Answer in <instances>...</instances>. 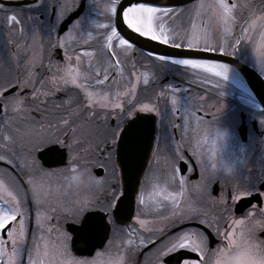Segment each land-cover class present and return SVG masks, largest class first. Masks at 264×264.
<instances>
[{
  "label": "snow or ice",
  "instance_id": "obj_1",
  "mask_svg": "<svg viewBox=\"0 0 264 264\" xmlns=\"http://www.w3.org/2000/svg\"><path fill=\"white\" fill-rule=\"evenodd\" d=\"M40 8L55 13V19H40ZM81 8L83 11L61 35L58 31L61 22L70 18V13L76 15ZM121 10L123 24L142 37L176 49L218 52L224 57L250 54L256 66L264 69V4L257 14L250 0H208L207 3L198 0L189 9L157 6L151 2H130L125 7L122 0H105L102 12H98L96 0H86L83 4L81 0H63V3L26 0L23 6L0 0V14L9 34L20 25L19 34L26 38L30 32L33 39L32 44H16L18 50L33 54L23 64L16 59L20 74L0 84V105L5 117L9 110L22 112L36 126L26 156L8 155L9 143L15 141L10 134L0 137V161L35 173L26 174V187L19 181L18 188L13 187L0 179V232L7 236L5 239L0 235V264H202L206 252L231 248L237 229L257 212L262 219L256 222L264 227V208L251 201L249 209L239 218L232 212V204L242 197L264 196V137L253 135L248 156L238 157L233 148L232 156L225 159L227 133L217 123L224 108L223 86L229 78L230 65L221 58H186L184 54L141 49L147 57L146 63L157 71L138 73L136 67L144 57L138 59L134 55L136 45L118 30ZM185 11L195 15H189L190 29L181 33L171 25L176 19L183 24ZM94 12L98 14L93 15ZM37 37L39 51L33 46ZM8 43L13 41L10 39ZM94 44L98 47H93ZM58 50H63L62 60L56 58ZM93 53H96L95 59ZM12 57L16 58V53ZM7 63L6 59H0V66L6 68ZM129 63L131 70L127 67ZM126 71L127 80L124 79ZM166 71L177 73L181 79L161 85L160 77ZM141 76L145 89L150 82H155L159 91L142 99L138 91ZM206 88L209 91L201 95ZM213 94L218 99L210 104L208 99ZM259 107L257 121L264 130V105ZM212 109H215L212 122L198 114ZM141 113H155L151 119L158 126L164 125L170 113L167 126L180 129L181 138L176 140L173 135L171 143L162 149L157 134L153 155L159 163L161 152L165 153L163 183H153L146 198L141 180L136 192L137 213L131 217L138 227H133L131 223H123L124 201L128 195L124 180L125 156L138 138L141 121L146 119ZM176 117L181 123L175 122ZM85 128L90 137L87 141L82 131ZM185 147L200 165V178L193 186L206 193L213 206L227 216L225 231L221 230L220 215L187 196L191 181L179 164L189 159ZM38 149H43L42 155L59 152L60 159L52 162L61 164L66 152L68 166L44 168L34 155ZM244 151V148L239 150ZM82 153L85 156L99 153L97 159H102L105 175H93L88 167L90 161ZM250 158H258L259 163H253L248 169ZM81 165L89 171V182L83 186L87 194L72 200L49 199L55 187H59L53 186L50 178L67 171L75 173ZM194 171V167L187 168L189 174ZM146 175L158 174L150 167ZM217 183L220 190L214 195ZM148 201L152 202L151 206ZM33 208L36 226L30 229L29 214ZM161 210H167V215H160ZM142 215L163 221V228H153L151 221L141 218ZM69 220L71 231L65 230L61 223ZM193 221L196 223H189ZM158 232H163V239L157 238ZM212 233L226 243L210 249ZM97 239L102 247H97ZM254 240L257 247L264 248V242ZM74 248L90 253L91 249L96 250L94 255L81 256ZM182 250L199 253L200 258H182L179 255Z\"/></svg>",
  "mask_w": 264,
  "mask_h": 264
},
{
  "label": "flooded vegetation",
  "instance_id": "obj_2",
  "mask_svg": "<svg viewBox=\"0 0 264 264\" xmlns=\"http://www.w3.org/2000/svg\"><path fill=\"white\" fill-rule=\"evenodd\" d=\"M10 1H25L26 0H10ZM44 3H47V0H43ZM105 0H96V3L98 5V12H102L103 11V4H104ZM61 3H63V0H61ZM81 3H86V0H81ZM250 3L252 4V8L255 9L257 12L260 10V6L261 4H264V0H250ZM23 6V5H21ZM41 16L40 19L44 20V19H55V13H48L45 12L44 8H40L39 9ZM83 11V8H81V12ZM98 12H94L93 15H97ZM259 13V12H258ZM257 13V14H258ZM31 14V13H29ZM80 14V13H79ZM79 14L77 16H79ZM72 14H69V17ZM77 16L72 19L75 20L77 18ZM69 18H65L64 21L61 22L60 27L58 29V31L60 32L61 35H63L64 31L67 30V27L69 24H71V21H67ZM67 22V23H66ZM31 22H29V27H30ZM20 25L16 26V31L12 32L11 35L9 34V29L8 26L4 23V18L3 15L0 14V44H5L7 51L2 54L0 53V59H6L8 61L7 63V67L9 68V74L11 76V78L17 76L20 74V69H18L16 67V59H19V63L23 64L24 60L27 59L28 57L32 56V52L29 51L28 53H25L22 49L18 50L16 49V44L17 43H21V44H32L33 43V39L32 36L29 32V34L27 35V37L25 38L24 36H21L19 34V29H20ZM12 40L13 43L9 44L8 41ZM38 41H39V37H37V43L34 44V48L36 49V51H39L38 48ZM93 47H98V45H93ZM141 49L136 47V51L134 52V55L139 59L142 56L144 57V59H141V63L137 65L136 70L138 73H142L143 71H152L151 68L147 67V64L144 63L145 62V58H147L145 56L144 53H142L140 51ZM16 53V58L12 57V54ZM81 55H83V53H81ZM237 57L239 58V60L244 63L245 65H247L248 67H250L251 69H253L254 71H256L263 79H264V69H259L254 61V58L250 55V54H246L244 56H241L240 54L237 55ZM57 59L62 60L63 59V50H58ZM93 58H96V53H93ZM115 58H113L114 60ZM121 59H123V56L121 57ZM128 69L131 70V64L129 63L127 65ZM148 68V70L146 69ZM1 77V74H0ZM124 79L127 80L129 79V74L126 71L124 73ZM134 79V77L132 78ZM181 79V77L175 73H169L168 71H166L159 80V83L162 85L164 83H167L169 81H179ZM226 86H223V90ZM138 91L141 94H145L146 96L151 97L154 91H159V88L157 87L155 82H150V85L147 87V89H145V86L143 85V77L141 76L140 81L138 82ZM195 91V90H193ZM209 89H204L203 91L200 92L201 95H204L206 92H208ZM235 92H233L234 95V99H231L230 96H227V98H224V108L221 112V114L218 117V123L217 126L219 128H221L222 130L225 128L226 125H231L230 121H234V125H233V137L237 142L236 148H235V153L238 157L240 158H244L246 156H248V154L252 151V145L250 144V140L253 137V135L257 136V137H264V130H261L259 124H258V115L260 114V105L258 104V102L256 101V99L254 97H252L251 95H249L248 93H244L247 97V99H243V101H241V97L239 98L240 94L244 91L242 90H236L234 89ZM240 93V94H239ZM62 95V94H61ZM243 95V94H242ZM237 96V98H236ZM245 96V97H246ZM141 98L143 99L144 96H141ZM214 99H218L217 97H215V94L209 96L208 99V103H213ZM233 100V101H230ZM230 101V102H229ZM161 107H163V105H161ZM170 108V105H169ZM215 112V109H212L211 112L209 111H201L198 114L202 117H204V119L208 122H212V113ZM17 112H12L11 110L8 111L7 113V117L4 116V109L2 107V105H0V126H2V130H0V137H2V135L4 134H10L13 139H14V143H9V150H8V155H13V153L15 154H19L22 156H26V152H27V148L30 144V142L34 139L35 137V131L34 129L36 128V126L32 125L30 121L27 120L26 115L24 116H17L16 115ZM24 114V113H23ZM171 118V115L169 113V117L165 118V122L164 125L158 126L156 123L154 125V129H155V133H154V140H153V145H152V151H151V156L150 159L147 162L146 168L142 174V177L140 179L143 180L144 182V186H145V196L147 198L148 192L151 191V185L153 183H157V184H162L163 183V172L165 171V165L163 162V156L165 155L164 152H161V160L159 163L155 162V158L153 155V150L156 148L157 145V134L159 133V144L161 146V148H164V145L166 143L170 144L171 143V138L174 135L176 140H180L181 138V130L180 129H173L172 127L167 126V120ZM236 120L238 122H236ZM7 121V122H6ZM176 123H181V120L179 117H176L175 120ZM194 124V122H193ZM244 126L245 128V134H244V138L242 139L241 135H240V127ZM38 131V129H36ZM83 134L85 136V140L87 141L88 139H90L89 134H88V130L87 128L83 129ZM192 133L191 131H189V136H191ZM2 142V141H0ZM57 148H59V146H56ZM207 147H210V145H207ZM84 148H87V143L84 144ZM240 148H244L245 151L243 153L239 152ZM257 148V155H258V150L260 148L259 143L257 142L256 145ZM43 151V149H38L36 153H34V155H36L37 159L40 161V164L43 165L44 168L46 169H55V168H65L68 166V158H67V153H64V163H62L59 166H53L52 165V161L53 160H57L56 158L59 155V152H57L55 155H51V157H47V158H39L38 154ZM234 151V149L232 150ZM185 155L187 157H189V159L184 160V161H180L179 164L182 168V171L185 175L189 176L190 179V183L187 185L188 191H187V196L192 200L195 201L197 203H199L200 205L204 206L207 209H210L212 211H215L218 215H220L221 219H220V226H221V230L225 231L228 228V218L226 215H224L223 213H220L219 211V207H214L212 202L208 200V197L206 195V193L202 192L200 189L196 188L193 186L194 182L196 180H198L200 178V165L197 163L196 157L192 156V153L187 149V147H185ZM82 156H85L84 153H82ZM99 156V153H92L88 156H85L86 159H89L90 163L88 165V167H90L91 172L93 175L96 176H104L105 172L104 169L101 167L102 164V159H97V157ZM251 160V158H250ZM44 162H48L49 165H45ZM150 162H152L150 164ZM253 163H256L258 165L259 163V159L257 158L256 160H251V162L248 164V169H250L253 165ZM194 167L195 171L191 174H189L187 172V168L188 167ZM151 167L153 173H157L158 175H146V172H148L149 168ZM237 169L240 168V161H237L236 164ZM0 169H4L6 171V175L5 178L9 181L8 184L10 183V185H12L13 187H17V182L19 181L21 184H24V186L26 187V174H34L35 173H28V169L25 168L23 171H21V169L16 166L14 167L13 165H9L7 164V162L5 161H0ZM246 174H247V169L245 170ZM37 178H39L37 176ZM1 179V178H0ZM6 181V180H5ZM48 182V181H46ZM7 183V181H6ZM51 184L53 186H59V187H55V190L52 191L51 194L54 195V197L50 196L49 199H57L60 197H57L58 195H72L69 197H72L70 200L75 199L77 196H82L87 194V188L81 186L79 188L75 187L74 189H65L63 188L61 185H63V183H59V182H51ZM55 184V185H54ZM214 188H215V192L213 193L214 195H218L219 194V190H220V185L214 184ZM140 189V184L138 186L137 192ZM19 190V189H18ZM64 198V197H61ZM251 198V203L252 204H257L258 207L260 208H264V196H259V195H253L252 197H242L239 201L243 200V199H249ZM236 201L234 204H232V212L235 214V216L237 218H239L241 215H243L246 210L249 209V205L246 207H242L237 206L238 202ZM29 203L31 204V200H29ZM151 201H148L149 206H151ZM231 203V202H230ZM145 211L147 212L148 209H145ZM137 213V203H136V195L134 197V203H133V210H132V215H136ZM160 215H167V210H161ZM131 217H126L125 222H123L124 224H128L131 223L133 224V227H138V224L134 221H132ZM141 218L143 219H149L151 221V226L153 228H163L164 226V222L160 221V220H152L150 215H142ZM253 219L255 220H261V214L260 213H256L255 216L253 217ZM61 223L64 224L65 230L68 231V227L72 224V221H62ZM121 222H118V224H120ZM191 224H195L196 222H189ZM68 225V227H67ZM35 208L32 209V211L29 214V227L30 229L35 228ZM184 227L185 225H180L179 227ZM143 231V230H141ZM171 231H176V229H171ZM211 231V230H209ZM109 234H111V229H109ZM0 235L4 236L5 239H7L6 233L4 232H0ZM37 235H39V233H37ZM145 235H147V233H145ZM157 238L159 239H163V232H158L156 233ZM253 239H258L261 242H264V227L261 226H256L253 230L252 233ZM127 238V237H124ZM105 243H107V239L105 238ZM10 243V242H9ZM95 243L97 244V247H102V245L99 243V239H97L95 241ZM222 243H226L225 241H223L222 237L217 236L215 233H212L209 239V248L210 249H214L216 248L218 245L222 244ZM78 250V249H77ZM95 250L96 249H92L91 253L88 250H84V249H79V252H86L83 254H77L75 251V253L77 255H81V256H89L94 255L95 254ZM77 251V252H78ZM184 252H187L186 254H182L180 255L182 258H191V259H198L199 257V253H192L190 251H186V250H182ZM211 252V251H209ZM112 255L115 256L116 255V250L113 249L112 251ZM174 255V254H173ZM175 257V256H173ZM26 259V254L25 257ZM142 258V257H141ZM210 257L209 256H205L203 257V259L205 261H207Z\"/></svg>",
  "mask_w": 264,
  "mask_h": 264
},
{
  "label": "water",
  "instance_id": "obj_3",
  "mask_svg": "<svg viewBox=\"0 0 264 264\" xmlns=\"http://www.w3.org/2000/svg\"><path fill=\"white\" fill-rule=\"evenodd\" d=\"M195 1L197 0H122V3L124 4L125 7L130 6V2H151L157 6H170V7L181 8ZM10 2L13 5H23L26 3L25 1H10ZM80 12L81 9L76 13V15L79 14ZM76 15H71L67 21H71L76 17ZM117 24H118V30L121 31L123 35H125V38L130 37L131 42H133L136 45V47L139 49L155 50L162 54H184L186 58H221L223 62H226L230 65V68H232L237 74V76L244 82L245 88L243 89L246 90L247 93L250 94L252 97H254L260 106L264 105L263 78L260 75H258L254 70L241 63L237 57L234 56L224 57L223 54L218 52L209 53V52L201 51L199 49H176L171 45H164L160 41H153L148 37H142L138 33H134L133 30L128 29L127 26L123 24L122 10L120 13V17L117 21ZM140 115L142 117H145L146 119L141 121L142 128L139 132L138 138L125 156L126 173L124 176V180L128 188V195L125 197V201H124V208L126 209V217H130L132 215L134 197L136 195L142 174L150 158L151 151L153 148L152 147L153 140L155 138L154 137L155 122L153 121V119H151V117H155V116L149 113H141ZM244 134H245V128L244 126H242L240 127V135L242 139L244 138ZM42 153L43 151H41L38 154V157L41 159L51 157L52 155V154L42 155ZM64 158L65 157L63 155V161H65ZM56 159L59 160L60 155H58ZM44 164L49 165L48 162H44ZM52 165L59 166L61 165V163L53 162ZM133 189H135L136 191H133ZM250 201L251 198L243 199L238 202L237 206L241 205L242 207H246L249 205ZM123 222H125V220H123ZM68 231H71L70 227H68ZM73 251H75L77 254L86 253V252H79L77 248H74ZM183 253H187V252L181 251L179 255H182ZM175 255L176 254H174L173 256Z\"/></svg>",
  "mask_w": 264,
  "mask_h": 264
},
{
  "label": "clouds",
  "instance_id": "obj_4",
  "mask_svg": "<svg viewBox=\"0 0 264 264\" xmlns=\"http://www.w3.org/2000/svg\"><path fill=\"white\" fill-rule=\"evenodd\" d=\"M67 172L69 183L73 187H81L89 182V171L83 165L77 168L75 173ZM256 221L253 218L245 220L237 229L235 244L224 251L206 252V256L210 258L202 264H264V248L257 247L252 238L254 228L259 225Z\"/></svg>",
  "mask_w": 264,
  "mask_h": 264
},
{
  "label": "rangeland",
  "instance_id": "obj_5",
  "mask_svg": "<svg viewBox=\"0 0 264 264\" xmlns=\"http://www.w3.org/2000/svg\"><path fill=\"white\" fill-rule=\"evenodd\" d=\"M204 2L207 3L208 0H204ZM189 8H190L189 6L184 7V9H189ZM189 15H193L194 16L195 13L194 12H190V11H185L183 13L184 23L182 24L180 19H176V20H174L172 22L171 26L174 27L176 30L180 31L181 33H183V31L185 30V28L187 26L186 24L188 22L189 23V28L188 29H190L191 21L188 20ZM246 15H247V13H246ZM6 51H7L6 45L3 44V43L0 44V53L4 54ZM145 59L147 60V58H145ZM146 60H145L144 63H146ZM147 67L151 68L152 71H157V69L154 68L152 65L147 64ZM146 69L148 70V68H146ZM0 74H1L0 84H3L6 79H11L8 67L5 68L4 66H0ZM224 86H226V87L223 90L224 91L223 99L227 98V96H230L231 99H234V95H233V92H235L234 89H236L238 91H239V89L236 88L235 86H232L230 83H228L226 81L224 83ZM141 96L145 97L146 95L143 93V94H141ZM245 96L246 95L244 94V92H242L240 94L239 98L241 97V101H243V99H247L248 100V97L247 96L245 97ZM236 98H237V96H236ZM231 99H230V101H233ZM16 115L19 117V116H24L25 114H23L22 112H17ZM236 122H238V121L236 120ZM230 123H231V125H226L225 128L223 129V131H225L227 133V137H226V141L224 142V149H223V155H224L225 159H228V158H230L232 156V154H233L232 150H233V148H236V145H237V142H236V140L233 137V133H234L233 125H234L235 122L232 120V121H230ZM211 134L214 135L215 133L212 132ZM16 155H19V154H16ZM5 175H6V171L4 169H0V178L3 179V180H6L7 183H8L9 181L5 178ZM65 176H68V172H64L63 174H58V175H56L54 177H51L50 178V182H54L55 183L57 181L60 184L63 183V185H61V186L63 188H65V189H71V190L74 189L75 187H73V186L66 188V186L69 185V180L64 179ZM51 196L54 197L53 194H51ZM69 196H72V195L65 194V195H58L57 197H60V198L64 197L65 199L70 200L72 197H69Z\"/></svg>",
  "mask_w": 264,
  "mask_h": 264
},
{
  "label": "bare ground",
  "instance_id": "obj_6",
  "mask_svg": "<svg viewBox=\"0 0 264 264\" xmlns=\"http://www.w3.org/2000/svg\"><path fill=\"white\" fill-rule=\"evenodd\" d=\"M240 88H245V84L244 82L237 76V74L235 73V71L230 68V71H229V78L226 80Z\"/></svg>",
  "mask_w": 264,
  "mask_h": 264
}]
</instances>
